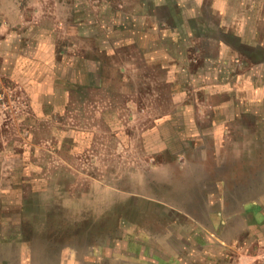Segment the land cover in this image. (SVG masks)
Masks as SVG:
<instances>
[{"label": "rangeland", "instance_id": "1", "mask_svg": "<svg viewBox=\"0 0 264 264\" xmlns=\"http://www.w3.org/2000/svg\"><path fill=\"white\" fill-rule=\"evenodd\" d=\"M184 2L79 0L71 21L91 30L61 29L58 60L68 40L99 71L76 85L68 120L33 125L27 158L14 142L30 117L24 95L0 82V146L11 150L0 159V264H264V0L223 15L212 0L187 2L182 28ZM237 22L246 41L224 25ZM152 33L174 75L146 63ZM131 37L139 46L110 44ZM222 44L235 62L216 60Z\"/></svg>", "mask_w": 264, "mask_h": 264}, {"label": "crops", "instance_id": "2", "mask_svg": "<svg viewBox=\"0 0 264 264\" xmlns=\"http://www.w3.org/2000/svg\"><path fill=\"white\" fill-rule=\"evenodd\" d=\"M78 1L0 0V82L8 85L4 87H8L9 92L18 91L24 95L25 103L30 113V117H20L15 123L21 138H17L14 142H17L20 144L19 147H22V155L18 154L16 155L17 157L27 158L34 155L30 148V143L36 137V132L34 133L32 127L36 125L37 121L57 120L59 117H65L68 120L70 107L74 105L73 96L76 85L87 87V83L92 81V71H99L97 65L92 64L93 60L84 55V53L78 55L79 57L76 59L75 53H72V42H68V40L64 41L66 46L61 51V59L58 60V46L63 40L61 39V29L65 32L67 39L68 36L77 34L79 28L88 32L91 30L88 22L76 23L74 18L71 21V15L73 17L76 16L80 10L81 14L84 13L83 6L80 9L78 8ZM201 1L187 0V2L193 3H201ZM212 1L216 13L222 15L229 13L230 9L234 10L236 4V0ZM187 2L179 5V11L182 14L179 26L181 24L180 27L182 28H184V24L187 23V19L191 18L190 16L193 13L185 5ZM65 5L68 14H66L65 18H60L59 9ZM232 12L235 13V11ZM115 25L118 28H122L121 26L124 24L118 22ZM136 25L137 22H130V29H133ZM224 25L227 28L238 29L240 32L238 36L246 41V34L244 36L243 33V30H246L245 24L237 22L232 25L230 23ZM109 26L108 29L115 30L117 28L111 24ZM166 29L170 30V27L167 26ZM154 34L146 37L145 46L147 51L144 59L148 65H153V67L156 62L163 64V69L167 70L168 75H174L175 72L179 71L176 59L165 49V45L162 44L163 39L160 40L161 37H156ZM107 37L109 38L110 36L108 35ZM108 38L107 40H109ZM116 39L115 42L110 41V44L128 42L129 45L139 46L138 37L134 38V40L133 37L127 40ZM221 46L223 49L216 57V60L220 62L219 64L222 63L224 66L226 62H235L237 55H235L236 51L234 48L232 49L226 44ZM111 54H114V52H109L108 56ZM131 59L134 61V58ZM121 60L128 62L124 58H121ZM236 62H239V60L237 59ZM77 63L80 64L81 70L76 72ZM125 71L126 68L121 65L120 72ZM6 109L8 120L11 121L12 117L15 118V115H13L14 111L12 110L13 112H11V106L6 107ZM221 109L228 112V114L226 113L227 118L231 114L234 115L233 103L227 102ZM53 124L58 125L59 122L56 121ZM56 131L58 132L55 135L57 141L67 135V132H62L63 130ZM68 131L71 136H74L75 131L72 129ZM9 149L4 148V145L0 146V159L10 155L11 150L9 151Z\"/></svg>", "mask_w": 264, "mask_h": 264}]
</instances>
